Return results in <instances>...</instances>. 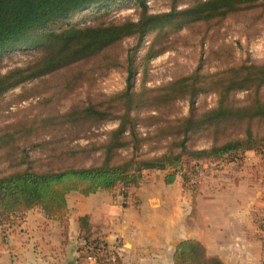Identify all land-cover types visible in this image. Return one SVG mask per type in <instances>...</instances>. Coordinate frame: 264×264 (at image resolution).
<instances>
[{
  "label": "rangeland",
  "instance_id": "374dc122",
  "mask_svg": "<svg viewBox=\"0 0 264 264\" xmlns=\"http://www.w3.org/2000/svg\"><path fill=\"white\" fill-rule=\"evenodd\" d=\"M142 1L148 13L158 14L168 12L174 0ZM190 1L192 0H175L177 9L186 7ZM139 13L137 0L113 1L103 6L85 8L60 27L137 21ZM136 45L137 38L129 37L108 49L106 54L111 58L108 63L111 68L107 71L101 58L89 59L63 73L27 80L0 95V137L8 139L7 143L0 146V177L25 170L59 171L101 164L110 133L117 128L119 121H108L97 127H91V123L72 126L65 124L59 116L69 113L75 107L102 103H111L112 106L121 108L119 100L110 98L125 89V61ZM150 45H154V50L159 51V54L148 57L146 53ZM42 54L43 50L34 46L7 51L0 56V74L24 68L38 61ZM135 59L138 69L133 92L138 94L136 99L143 98L142 104L146 106L130 112L134 137L138 141L137 148H132L135 144L133 137L126 133L125 137L130 143L128 147L116 150L113 158L115 162L131 157L149 160L170 151L177 153L178 143L183 137L182 124L177 121L188 117H192L195 122L185 140L188 149H206L214 140L220 143L226 138H241L246 127L243 121L225 124V131L217 132L214 127L207 129L203 119L204 114L218 104L216 88L220 79L227 84L234 77V70L244 72L247 67L264 63V7L232 15L220 23H196L181 29L167 26L160 31L156 30L143 38ZM112 61H116L118 66L114 67ZM75 71H86L85 78L78 87L64 90L62 78ZM194 75L198 80L208 79V83L212 77L213 84L201 85L207 90L196 93L188 87L192 80L187 81V84L183 83L184 78ZM161 93L176 96L186 94L169 102L153 100ZM257 97L264 102V87L257 92ZM254 99V90H237L230 93L229 104L253 108ZM121 113L119 110L115 115ZM250 128L264 137V120L261 118L252 119ZM260 151L254 154L262 159L264 150ZM192 166L193 170L185 172L189 174L190 184L198 187L197 193L202 195L203 191L207 192L213 180L215 186L211 188H219L216 186L215 174L222 172L215 171L227 170L232 176L226 181L229 185L226 190L233 186L238 189L221 198H228L227 202L240 200L242 191H245V153L231 161H203ZM162 175L163 172L159 173L157 180L161 181ZM151 190L167 203L166 193L171 190L169 186L154 184ZM117 193L122 195L123 188H119ZM206 195L209 198L208 193ZM109 196V193L100 191L91 195L89 200L94 205H99L104 202L102 198L107 199ZM119 201L123 202V198L119 197ZM116 203L119 207L117 216H120V203ZM164 210L162 208L159 211ZM252 217L257 240L264 244V209L255 211Z\"/></svg>",
  "mask_w": 264,
  "mask_h": 264
},
{
  "label": "trees",
  "instance_id": "16d2710c",
  "mask_svg": "<svg viewBox=\"0 0 264 264\" xmlns=\"http://www.w3.org/2000/svg\"><path fill=\"white\" fill-rule=\"evenodd\" d=\"M120 0H0V56L7 51L34 46L43 50L42 57L24 68H16L4 75L0 74V95L19 84L43 76L63 73L73 66L89 59L101 58L106 71L110 69L108 63L111 58L106 51L117 45L125 38H137L135 50L127 55L125 61V89L110 99H117L122 107L112 106L111 103L75 107L69 113L59 116L65 124L78 126L91 123L99 126L108 121L118 120V126L111 133L105 145L104 160L99 165L87 168H65L59 171L36 172L25 170L8 176L0 177V222L10 224L14 214L39 209L46 218L63 222L68 214L66 196L71 192H78L89 196L98 191L111 192L118 187L128 189L141 184L144 173L149 171L164 172V183L172 184L177 176L182 180L185 191L195 197L198 187L190 184L189 174L185 171L193 170L192 164L210 161L220 163L231 161L233 158L247 152L264 150V137L254 133L250 128V121L254 118L264 120V102L257 97V92L264 87V63L259 66L245 68L244 72L234 70V77L226 84L220 79L216 91L219 97L216 108L204 114L203 124L208 128L214 127L217 132L225 131V124L235 121L246 123L244 136L241 138H226L217 143L215 140L206 149L191 150L185 145L187 133L195 126L192 117L180 119L182 124V140L178 143L179 151L165 152L149 160L131 157L121 162L113 160L117 149L129 145L125 134L133 137V149L138 141L134 137L131 122V111H136L146 105L143 98L136 99L133 83L138 69L135 53L143 38L167 26L177 29L196 23H220L226 18L264 7V0H192L186 7L177 9L175 0L168 12L150 14L142 0H137L140 7L137 21L97 22L88 26L60 25L75 13L94 6ZM59 27V28H58ZM58 28V29H56ZM147 56L159 54L150 45ZM114 67L118 66L112 61ZM86 76V71H75L62 78L64 90H72L79 86ZM187 77L183 83L196 93L206 90L201 87L208 83V79ZM207 85V86H208ZM237 90L246 92L254 90V107H236L229 104V95ZM183 95L159 94L153 100L169 102L171 99ZM168 98V99H167ZM147 100V99H146ZM151 100V98L149 99ZM114 110V111H113ZM121 110L120 115H115ZM8 136V135H5ZM8 139L0 137L1 144ZM260 151V152H261ZM192 162V163H191ZM78 240L86 243L85 250L98 253L99 237H93L92 227L88 216L79 217ZM80 250V249H79ZM117 264H121L118 260ZM173 264H223L217 256L208 255L205 247L197 240L186 239L177 244L173 254ZM264 264V260L262 262Z\"/></svg>",
  "mask_w": 264,
  "mask_h": 264
},
{
  "label": "crops",
  "instance_id": "0c3cea01",
  "mask_svg": "<svg viewBox=\"0 0 264 264\" xmlns=\"http://www.w3.org/2000/svg\"><path fill=\"white\" fill-rule=\"evenodd\" d=\"M216 172L224 174H215L219 188H211L213 180L207 192L195 197L183 189L179 176L167 185L164 172L160 181L156 177L161 171H149L139 186L128 188L130 192L123 189L120 196L121 187L107 192L110 196L99 205L89 198L100 191L89 196L67 194L63 222L46 218L37 208L14 214L10 224L0 222V264H89L78 245L77 220L82 216L89 217L93 237L119 249L121 264H173L175 247L186 239L199 241L223 264H262L264 244L257 240L252 216L264 209V157L245 153V191L239 201L222 200L238 188L226 190L231 173ZM154 184L171 189L166 204L151 190Z\"/></svg>",
  "mask_w": 264,
  "mask_h": 264
},
{
  "label": "built area",
  "instance_id": "2783aa9c",
  "mask_svg": "<svg viewBox=\"0 0 264 264\" xmlns=\"http://www.w3.org/2000/svg\"><path fill=\"white\" fill-rule=\"evenodd\" d=\"M78 245L81 254L89 264H117V261L120 260L119 249L116 246L108 245L102 239L99 241V249L102 251L98 253L86 251V243L83 239L78 241Z\"/></svg>",
  "mask_w": 264,
  "mask_h": 264
}]
</instances>
